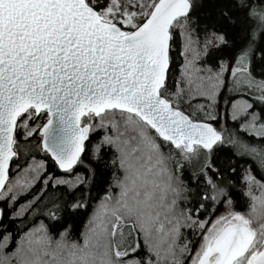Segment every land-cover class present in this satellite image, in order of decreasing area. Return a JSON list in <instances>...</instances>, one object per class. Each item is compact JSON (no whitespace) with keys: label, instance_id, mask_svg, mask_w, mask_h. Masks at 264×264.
I'll use <instances>...</instances> for the list:
<instances>
[{"label":"snow or ice","instance_id":"snow-or-ice-1","mask_svg":"<svg viewBox=\"0 0 264 264\" xmlns=\"http://www.w3.org/2000/svg\"><path fill=\"white\" fill-rule=\"evenodd\" d=\"M0 264H264V0H0Z\"/></svg>","mask_w":264,"mask_h":264}]
</instances>
